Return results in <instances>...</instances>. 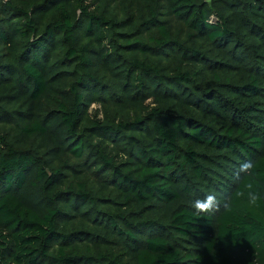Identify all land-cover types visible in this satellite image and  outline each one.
Masks as SVG:
<instances>
[{
    "label": "trees",
    "instance_id": "trees-1",
    "mask_svg": "<svg viewBox=\"0 0 264 264\" xmlns=\"http://www.w3.org/2000/svg\"><path fill=\"white\" fill-rule=\"evenodd\" d=\"M0 264H264V0H0Z\"/></svg>",
    "mask_w": 264,
    "mask_h": 264
},
{
    "label": "clouds",
    "instance_id": "clouds-1",
    "mask_svg": "<svg viewBox=\"0 0 264 264\" xmlns=\"http://www.w3.org/2000/svg\"><path fill=\"white\" fill-rule=\"evenodd\" d=\"M255 164L253 161L248 160L241 163V165L236 169L237 175H254ZM241 197H246L247 202L251 205H255L259 200V192L256 186L252 182H248L244 185L243 190L238 193ZM221 201L218 195L213 191L202 199H195L192 202V208L196 215H212L219 210ZM227 206V205H225Z\"/></svg>",
    "mask_w": 264,
    "mask_h": 264
},
{
    "label": "rangeland",
    "instance_id": "rangeland-1",
    "mask_svg": "<svg viewBox=\"0 0 264 264\" xmlns=\"http://www.w3.org/2000/svg\"><path fill=\"white\" fill-rule=\"evenodd\" d=\"M92 108H93V107H92ZM100 117H101V115L98 116V118H100Z\"/></svg>",
    "mask_w": 264,
    "mask_h": 264
}]
</instances>
